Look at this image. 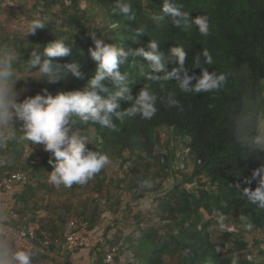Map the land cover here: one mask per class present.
Here are the masks:
<instances>
[{
	"label": "trees",
	"instance_id": "16d2710c",
	"mask_svg": "<svg viewBox=\"0 0 264 264\" xmlns=\"http://www.w3.org/2000/svg\"><path fill=\"white\" fill-rule=\"evenodd\" d=\"M120 2L131 6L135 20L118 10L117 0H35L32 9L45 24L35 35L25 34L27 21H32L30 15L10 5L0 6V56L14 58L11 88L18 99L42 94L43 89L55 94L87 87L96 67L89 53L94 47L90 32L107 43L132 50H147L148 42L155 40L169 70L175 67L169 62L170 49L182 46L190 75L199 76L207 69L224 74L226 81L211 92L185 93L175 81H148L146 75L151 70L146 62L130 58L120 70L128 74L133 94L145 86L150 88L157 96V112L150 120L138 115L122 123L116 121L119 132L71 118L73 131L92 138L87 143L89 149L120 159L117 177L108 176L104 167L86 184L71 188L50 182V153L42 144L24 138L21 122L9 123L7 132L0 129V178L13 172L26 175V181L12 192L8 212L14 216L13 227L37 220L36 241H42L44 233L52 246L63 241L66 220L80 216L94 234L102 237L100 244L88 249L92 264H105L102 260L111 248H115L116 263L128 254L131 260L125 264H233V259L236 264H263L247 252L250 241L264 242V210L250 204L241 192L247 186L243 179L264 164V148L255 141L264 110V0H174L190 16L183 28L175 27L172 18L162 13L164 0ZM200 15L209 17L207 36L191 24V18ZM140 29L144 33L137 36ZM56 39L63 40L72 54L55 62L79 63L83 80L67 74L57 83H48L38 67H30L32 52L44 59V46ZM204 51L211 55V65L204 63ZM197 56L199 66L195 64ZM169 95L175 96L178 106L166 103ZM122 107L129 105L122 103ZM180 140L185 141V149L196 161L192 175L195 183L188 186L189 180L188 184L159 191L155 206L146 208L147 221L142 222L140 211L133 213L136 204H143L141 188L158 180L154 190H159L180 170L178 151L170 150V143ZM255 186L253 182L251 187ZM106 211L131 215L132 221L123 224L135 227L131 237H124L126 245L118 242L126 230L123 225L116 226V222L104 226L102 214ZM220 214L224 231L220 236L222 251L218 252L209 228L211 220ZM240 226L251 234L250 241L242 236ZM47 248L32 251V258L42 263L47 259ZM51 264L70 263L65 259L64 263Z\"/></svg>",
	"mask_w": 264,
	"mask_h": 264
},
{
	"label": "clouds",
	"instance_id": "9594fccd",
	"mask_svg": "<svg viewBox=\"0 0 264 264\" xmlns=\"http://www.w3.org/2000/svg\"><path fill=\"white\" fill-rule=\"evenodd\" d=\"M117 8L129 20H135V13L129 4L117 0ZM161 11L172 18L175 27L183 28L189 23V13L182 11L174 0H164ZM191 24L198 28L201 35L209 34L208 16L191 18ZM44 27L45 24L40 19H33L28 23L25 34L35 35L37 30ZM143 33L140 29L136 35ZM89 36L94 44V47L89 48V53L96 67L94 77L83 90L58 91L52 94L43 89L42 94L37 93L19 100L18 94L11 88L14 58L11 55L0 56V129L7 132L9 123L21 122L24 138L34 144H42L44 150L50 153V182L65 188H71L74 184H86L109 164L107 154L89 149L87 137L69 127L71 118H78L82 124H98L112 132H119L116 121L122 123L126 118L138 115L150 120L157 112V96L150 88L145 86L133 94L128 74L120 70L121 65L128 63L130 58L134 61L139 57L146 62L151 70L146 75L148 81H175L185 93L211 92L226 81L224 74L209 72L207 69H202L199 76L195 73L190 75L185 67L187 52L182 46L170 49L169 62L175 67L169 70L164 53L155 40L148 42L147 50L144 47L132 50L107 43L94 32H90ZM71 54L72 49L63 40L56 39L44 46V59H41L40 53L33 51L29 65L38 67L40 76L46 78L48 83H57L67 74L83 80L85 74L79 63L61 65L55 62L57 58ZM202 55L204 63L211 65V55L207 51ZM195 64L199 66V56L195 58ZM112 88L115 89L114 93L111 92ZM122 103L129 107L123 108ZM166 103L178 106L173 95L167 97ZM253 182L256 184L255 188L251 187ZM243 183L247 186L242 189V197L258 209L264 210V164L245 177ZM236 187L239 188L240 185L237 184ZM0 264H33L32 253L26 250L14 251L9 260L6 246L0 244ZM233 264H236L235 259Z\"/></svg>",
	"mask_w": 264,
	"mask_h": 264
},
{
	"label": "built area",
	"instance_id": "2783aa9c",
	"mask_svg": "<svg viewBox=\"0 0 264 264\" xmlns=\"http://www.w3.org/2000/svg\"><path fill=\"white\" fill-rule=\"evenodd\" d=\"M262 92L264 95V83ZM258 145L264 148V131L260 130V119H259V133L255 138ZM34 163V161H32ZM26 181V175L21 172H13L6 177L0 178V198L7 193H12L14 190ZM218 226L209 228L210 238L216 243V250L222 251L220 236L224 231L222 225V216H215ZM241 222L244 220L241 219ZM211 226V225H210ZM39 229L37 220L28 222L27 224L20 227H11L4 225L0 220V244H4L12 252L19 250H26L29 252L37 250L40 246L47 248L50 245V241L46 234L42 233L43 240L36 241V232ZM102 242L100 234H94L92 230L87 227V223L77 215L70 216L64 226L63 233V246L66 254H70L79 249H90L96 247ZM39 246V247H38ZM115 256V248H111L106 251L105 257L102 261L105 264H125L127 260H131L128 254H123L118 260L119 262L113 261Z\"/></svg>",
	"mask_w": 264,
	"mask_h": 264
},
{
	"label": "rangeland",
	"instance_id": "374dc122",
	"mask_svg": "<svg viewBox=\"0 0 264 264\" xmlns=\"http://www.w3.org/2000/svg\"><path fill=\"white\" fill-rule=\"evenodd\" d=\"M34 2L35 0H0V6L4 7L5 5H10L13 8H16L22 11L23 13H27L28 15H30V17L33 20V19H39V12L32 9ZM29 22L30 21L28 20L27 25ZM87 139H88V142L92 140V138H90L89 136L87 137ZM184 144H185L184 140L177 141L175 142V144L170 143V146H171L170 150L174 151L175 149H177L178 151V156H177L178 159L176 158L177 159L176 164L178 165V168L180 170L177 173H173V175L170 176L164 182L163 185H161V188L159 190H156V191L154 190L155 184H157L158 180L154 183H146L145 185L142 186L141 192L144 191L143 195L145 196L143 197L144 198L142 201L143 204H138V205L136 204V206H134V209H133V213L136 211H140V218H139L140 221L142 222H145L144 220L147 221L148 215L146 214V208L152 209L155 206L156 203L154 202V198L157 196L159 191H162L163 189H168L171 187V185H174V184L187 183V181L189 180H192V182H190V184L187 183L188 186L194 185L195 179L193 178L192 175H193V171L197 167V164L195 163L196 161L194 157H192L190 151L185 149ZM32 147L33 146H31V148ZM163 150H165V148ZM119 162H120L119 158H116V159L109 158V164L105 166L108 176H111L113 178L118 176L119 174V170H118L119 164L118 163ZM146 185H150V186H146ZM102 217H103L102 221H103L104 226H107L108 224L116 223V222H117V224H115L116 226L117 225L122 226L123 224L129 223L132 221V219H130L131 215L126 216L125 214L124 216H121L120 213L117 215L110 211L109 212L106 211L105 213H103ZM122 217H126V219H123ZM122 220L123 221L126 220L125 223ZM151 223H153V220H151ZM219 224L220 223L217 222L216 218H214L213 220H211L210 228H214V226H218ZM123 227L126 228V230L123 233V235L119 236L118 242L121 243L122 245H126V241L124 237L125 236L131 237L134 234L133 231L135 227L133 228L132 224L130 226L123 225ZM238 229H240V232L242 236L245 238V240L250 241L251 234L247 230H245V228L242 226L238 227ZM260 245L264 246V242L261 243L260 241H258L257 243H254L250 241V250L249 252H247V255H249L252 259H255L256 261H260L261 263L264 264V256L262 255V252L259 249Z\"/></svg>",
	"mask_w": 264,
	"mask_h": 264
},
{
	"label": "crops",
	"instance_id": "0c3cea01",
	"mask_svg": "<svg viewBox=\"0 0 264 264\" xmlns=\"http://www.w3.org/2000/svg\"><path fill=\"white\" fill-rule=\"evenodd\" d=\"M260 130L264 131V110L261 113V118H260ZM19 187L15 189L18 190ZM12 195L13 193H7L5 194L2 198H0V220L4 225L7 226H15L14 223L12 222V218L14 216H11L8 212L9 206L11 207L12 205ZM262 252V255L264 256V246L260 245L259 248ZM6 251L11 254L12 251L6 247ZM46 256V260H42V263L39 262L37 258H33V264H51L53 261H58V262H65L68 261L70 264H92V257L90 250L88 249H79L76 250L73 253L66 254L65 249L63 246V241L61 240L59 244L55 245H50L47 250L44 252ZM9 260H10V255H9Z\"/></svg>",
	"mask_w": 264,
	"mask_h": 264
}]
</instances>
